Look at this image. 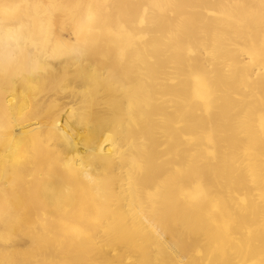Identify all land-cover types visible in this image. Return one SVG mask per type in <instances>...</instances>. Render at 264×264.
<instances>
[{
	"label": "bare ground",
	"instance_id": "bare-ground-1",
	"mask_svg": "<svg viewBox=\"0 0 264 264\" xmlns=\"http://www.w3.org/2000/svg\"><path fill=\"white\" fill-rule=\"evenodd\" d=\"M264 264V0H0V264Z\"/></svg>",
	"mask_w": 264,
	"mask_h": 264
},
{
	"label": "rangeland",
	"instance_id": "rangeland-1",
	"mask_svg": "<svg viewBox=\"0 0 264 264\" xmlns=\"http://www.w3.org/2000/svg\"><path fill=\"white\" fill-rule=\"evenodd\" d=\"M237 264H252L254 263V261H247V262H243L242 260L237 261Z\"/></svg>",
	"mask_w": 264,
	"mask_h": 264
}]
</instances>
